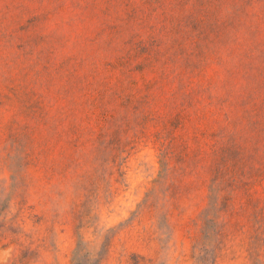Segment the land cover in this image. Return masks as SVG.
I'll return each mask as SVG.
<instances>
[{
  "label": "rangeland",
  "instance_id": "1",
  "mask_svg": "<svg viewBox=\"0 0 264 264\" xmlns=\"http://www.w3.org/2000/svg\"><path fill=\"white\" fill-rule=\"evenodd\" d=\"M0 264H264V0H0Z\"/></svg>",
  "mask_w": 264,
  "mask_h": 264
}]
</instances>
